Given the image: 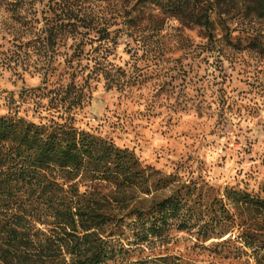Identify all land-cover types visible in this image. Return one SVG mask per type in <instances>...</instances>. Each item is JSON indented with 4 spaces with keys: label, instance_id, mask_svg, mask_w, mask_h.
<instances>
[{
    "label": "rangeland",
    "instance_id": "obj_1",
    "mask_svg": "<svg viewBox=\"0 0 264 264\" xmlns=\"http://www.w3.org/2000/svg\"><path fill=\"white\" fill-rule=\"evenodd\" d=\"M61 13L88 22L79 47H100L111 63L101 76L81 72L86 60L74 72L80 40L51 32ZM262 44L264 0H0V114L36 123L69 117L131 151L148 185L74 181L85 202L120 226L182 185L202 190L200 217L190 227L176 221L164 244L135 257L264 264L242 243L264 241V210L225 197L232 187L257 193L264 182ZM76 73L71 97L82 90L84 100L70 112L61 97ZM215 198L233 219L215 210Z\"/></svg>",
    "mask_w": 264,
    "mask_h": 264
},
{
    "label": "trees",
    "instance_id": "obj_2",
    "mask_svg": "<svg viewBox=\"0 0 264 264\" xmlns=\"http://www.w3.org/2000/svg\"><path fill=\"white\" fill-rule=\"evenodd\" d=\"M59 17L60 25L51 31L53 38L80 40L71 60L74 72L86 60L81 72L90 69L88 75L101 76L111 63L100 47H79L83 44L79 35L91 33L86 19L73 13ZM107 38L101 36L99 42ZM76 75L61 97L70 99L65 109L70 112L81 108L84 100L82 90L71 97ZM56 91L55 97L60 96ZM75 180L102 181L124 189L149 183L131 151L79 130L69 117L36 123L17 113L0 114V264H198L175 255H135L164 244L176 221L190 227L202 212L195 211L204 205L201 189L182 185L148 210L132 211V217L120 226L85 202ZM162 184V189L170 185ZM225 195L237 205L264 210V182L257 193L232 187ZM215 201L221 205L215 210H220L222 218L233 219L223 200ZM242 243L264 259V241L257 243L247 236Z\"/></svg>",
    "mask_w": 264,
    "mask_h": 264
}]
</instances>
